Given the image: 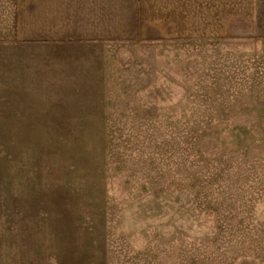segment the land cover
Returning a JSON list of instances; mask_svg holds the SVG:
<instances>
[{
  "label": "rangeland",
  "instance_id": "374dc122",
  "mask_svg": "<svg viewBox=\"0 0 264 264\" xmlns=\"http://www.w3.org/2000/svg\"><path fill=\"white\" fill-rule=\"evenodd\" d=\"M13 5L0 71L46 56L14 48ZM194 24L84 50L93 99L2 103L0 264H264V0H195Z\"/></svg>",
  "mask_w": 264,
  "mask_h": 264
},
{
  "label": "crops",
  "instance_id": "0c3cea01",
  "mask_svg": "<svg viewBox=\"0 0 264 264\" xmlns=\"http://www.w3.org/2000/svg\"><path fill=\"white\" fill-rule=\"evenodd\" d=\"M13 14L14 48L40 49L46 56L4 64L0 106L17 101L16 107L35 108L41 102L93 99L88 95L98 90V67L83 56L84 50L113 42L188 39L195 31V0H14ZM15 71L21 76L18 90L8 95V77L14 85Z\"/></svg>",
  "mask_w": 264,
  "mask_h": 264
}]
</instances>
